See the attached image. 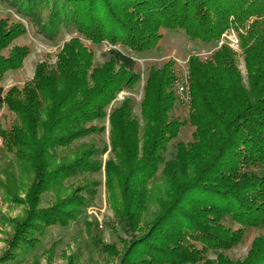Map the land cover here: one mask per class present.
Listing matches in <instances>:
<instances>
[{"label": "trees", "instance_id": "1", "mask_svg": "<svg viewBox=\"0 0 264 264\" xmlns=\"http://www.w3.org/2000/svg\"><path fill=\"white\" fill-rule=\"evenodd\" d=\"M0 2L50 43L71 35L54 62L47 56L37 63L32 81L6 90V73L21 69L30 49L15 42L28 32L22 21L0 20V106L7 107L1 117L10 124L0 128V188L26 207L24 219L12 221L15 231L0 264L18 262L49 227L79 223L99 193L104 168L108 187L112 164L118 173L125 170L117 216L131 238L116 255L118 264H264V0ZM170 29L215 46L205 57H190L192 98L183 119L174 113L179 98L172 91L173 61L147 67L140 107L147 127L133 167L134 158L122 161L119 138L127 147L126 138L138 132L136 100L117 97L141 82L138 56L159 48ZM232 30L240 51L229 45ZM105 44L111 47L101 50L104 61L97 62L96 46ZM113 103L109 120L116 163L104 161L109 146L100 139ZM185 125L193 127L192 139L179 142L175 156L165 160L169 143ZM152 161L156 170L166 165L170 178L157 200L160 211L140 232L151 178L143 174ZM251 232L259 233L248 255L233 258L230 252ZM82 257L78 250L68 264H80Z\"/></svg>", "mask_w": 264, "mask_h": 264}, {"label": "rangeland", "instance_id": "2", "mask_svg": "<svg viewBox=\"0 0 264 264\" xmlns=\"http://www.w3.org/2000/svg\"><path fill=\"white\" fill-rule=\"evenodd\" d=\"M3 18H8L11 21H22L26 25L28 32L15 42L18 45H26L30 49V53L25 59L23 67L19 70H13L6 73L3 87L8 90L14 85L22 87L25 83L32 81L35 76L36 65L40 60L50 56L49 59L51 58L54 62L55 55L62 49L65 41L71 38V35L66 33L65 36L62 39H59L56 43H50L48 40L35 33L33 26L29 21L16 15L13 10L0 2V20ZM230 32L231 34L228 38L230 47L236 51H240L241 48L239 47V38L237 34L233 30ZM164 33L165 36L160 41L159 48L143 54L142 56H138L139 60H141L138 62L142 73L141 82L133 89H125L120 92L117 97V101H122L126 97H133L136 100L135 114L140 119V124H138L137 127L138 132L132 131L130 137L128 136V138H126V140L129 139L131 146L129 144L128 146H130L129 148L132 152H128V149H126L128 146H122L124 145L122 141L124 138H119L120 147H122L120 150L123 154L121 156L122 161L129 164L134 158L135 164L133 167H136V162L140 161L142 146L144 144L143 135L145 134L147 127L146 121L144 120V113L141 112L140 108L144 98L147 67L150 65H163L172 60L174 75L179 79L184 78L181 81H186L185 78H187L190 97L189 101L185 103L182 101V95L178 91L177 83L174 84L172 88V91H174L175 95L179 98L174 113L176 116H180V118L183 119L189 113L188 108L192 98L189 73L190 57H205L212 52L215 46V43H204L191 40L182 29L165 30ZM108 47V44H105L102 47L96 46L97 62L104 61L101 50ZM237 60L242 75L246 78L247 72L244 59L239 55ZM116 103H113L108 107V116L105 123L106 130L102 133V136H100L101 141H106L109 146V151L105 155L104 161L111 160L114 163L118 162L119 159H116V153L112 151V142L110 138L111 125L109 117L112 109L117 105ZM152 110V108L147 109V114L150 112L149 116H152ZM5 112H7V107L5 105L3 107L0 106V128L3 127L4 129L10 126V124L8 126L6 121H3L1 117ZM192 133L193 127L189 125L180 128L178 138L171 141L168 145L165 160L173 158L176 154V145L179 142L188 143V141L192 139ZM83 141H88V139L82 140V142ZM3 144L2 138L0 137V169H2L4 165L1 158L4 149ZM153 165H155L154 161L148 166L149 169L146 170L147 172L143 174L144 176L151 178L147 185V205L141 215L144 222L140 225V232L147 229V222L153 220L160 211L161 207L157 200L160 197H164L170 178L169 173L165 168L166 165H161L157 170ZM145 166L147 167V164H145ZM124 168L127 169L128 165L122 167V170ZM110 169L113 171V178L108 180V187L106 185V171L104 168L99 175L103 182L102 186L99 188V193L90 206L85 209L80 217L79 223H71L67 227H49L45 235L42 237L41 243L35 249L28 252V254L20 255L17 259L18 262L12 261L4 262L2 264H68L69 256L78 250L83 251V257L81 258L80 264H118L116 255L124 250L131 238L122 230L117 216L119 209L123 207L121 201H124V195L122 194L120 187L122 183L121 175L124 174L125 170L122 173H118L113 164ZM1 176L2 174H0V178H2ZM134 176L139 179L138 182L141 181L138 174H135ZM69 183H71V181H69ZM19 194H21L20 196L22 198L25 197L24 193L19 192ZM49 197L50 196L47 198ZM139 199L140 195L138 196V200ZM89 209L93 210H91V214L88 213ZM25 210V206L20 205L15 199L10 198V196L0 188V257L5 250L9 249L8 244L15 231L12 221L14 219L23 220L25 217ZM258 233L259 232L249 233L246 237V241L233 249L230 252V255L235 259H244L248 255L252 240L258 235ZM104 246L111 249V254L104 252Z\"/></svg>", "mask_w": 264, "mask_h": 264}, {"label": "built area", "instance_id": "3", "mask_svg": "<svg viewBox=\"0 0 264 264\" xmlns=\"http://www.w3.org/2000/svg\"><path fill=\"white\" fill-rule=\"evenodd\" d=\"M109 47H111V45H109ZM109 47H108V48H109ZM106 49H107V48H106ZM139 61H141V60H139ZM183 79H184V78L179 79V78L177 77V79H176V83H177V85H178V91H179V93L182 95V101L185 103V102L189 101L190 97H189V86H187V78H185L186 81H181V80H183ZM180 81H181V82H180ZM91 210H92V209H89L88 213L91 214ZM92 211H93V210H92Z\"/></svg>", "mask_w": 264, "mask_h": 264}, {"label": "crops", "instance_id": "4", "mask_svg": "<svg viewBox=\"0 0 264 264\" xmlns=\"http://www.w3.org/2000/svg\"><path fill=\"white\" fill-rule=\"evenodd\" d=\"M10 72V71H9ZM8 73V72H7Z\"/></svg>", "mask_w": 264, "mask_h": 264}]
</instances>
